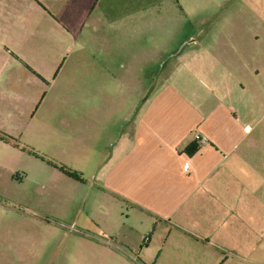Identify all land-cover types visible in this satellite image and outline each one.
<instances>
[{"label": "crops", "instance_id": "0c3cea01", "mask_svg": "<svg viewBox=\"0 0 264 264\" xmlns=\"http://www.w3.org/2000/svg\"><path fill=\"white\" fill-rule=\"evenodd\" d=\"M176 1L0 0V132L16 138L15 130L29 127L18 120L36 99L37 110L51 98L65 100L53 86L74 67L76 82L91 78V98L118 100V106L103 104L92 114L91 127L101 123L106 140L99 186L146 223L142 232L149 243L166 258L188 259L185 264H264V177L239 153L251 126L224 105L204 113L180 101L184 95L173 86L155 89L178 52L136 46L133 54L123 48L122 58H114L99 45L106 58L90 73L85 66L96 63L84 65L80 52L73 61L65 57L77 51L78 40L82 50V35L98 44L95 34L103 26L138 33ZM26 86L32 93L20 112L18 94ZM4 99L13 105L3 109ZM43 123L69 128L61 108L47 109ZM82 128H75L79 136ZM245 164L250 170H239Z\"/></svg>", "mask_w": 264, "mask_h": 264}, {"label": "rangeland", "instance_id": "374dc122", "mask_svg": "<svg viewBox=\"0 0 264 264\" xmlns=\"http://www.w3.org/2000/svg\"><path fill=\"white\" fill-rule=\"evenodd\" d=\"M159 12L161 18L135 34L124 35L114 25L98 29V44L82 35V50L78 40L77 51L65 57L73 61L80 52L84 65L96 63L85 66L90 73L106 58L99 45L114 58H122L123 48L131 47L132 53L136 46L178 52L168 75L152 85L175 87L184 95L180 101L204 113L224 105L251 126L239 153L264 177V0H177ZM73 70L68 67L67 77L53 86L65 93V100L51 98L39 110L38 99L32 108L23 106L32 93L23 88L16 104L28 112L18 121L31 125L15 130L16 138L2 133L15 141H10L12 149L0 145V264H185L186 258L160 253L142 232L146 223L137 213L133 217L128 206L101 190L97 170L105 168L106 140L101 123L91 127L96 125L92 114L103 104L118 106V100L91 98V78L87 84L76 82ZM2 102L3 109L13 105ZM52 108L65 111L67 130L44 125V114ZM112 117L105 116L109 125ZM76 126L83 127L82 136Z\"/></svg>", "mask_w": 264, "mask_h": 264}, {"label": "trees", "instance_id": "16d2710c", "mask_svg": "<svg viewBox=\"0 0 264 264\" xmlns=\"http://www.w3.org/2000/svg\"><path fill=\"white\" fill-rule=\"evenodd\" d=\"M0 141H3V142H5V143H10V141L13 142V141H15V140L12 139L11 137H8V136L2 134V133L0 132ZM60 171L63 172V173H64L65 175H67L68 177H70V178H72V179H74V180H76V181H81L78 177H76V176L73 175V174H70V173L66 172L65 170L60 169Z\"/></svg>", "mask_w": 264, "mask_h": 264}, {"label": "built area", "instance_id": "2783aa9c", "mask_svg": "<svg viewBox=\"0 0 264 264\" xmlns=\"http://www.w3.org/2000/svg\"><path fill=\"white\" fill-rule=\"evenodd\" d=\"M195 139L196 140H199L200 139V136L199 135H195Z\"/></svg>", "mask_w": 264, "mask_h": 264}]
</instances>
